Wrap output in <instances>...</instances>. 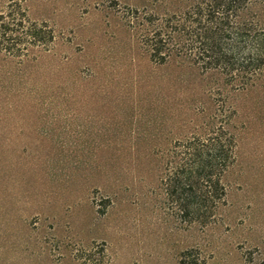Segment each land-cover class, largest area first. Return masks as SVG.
Returning a JSON list of instances; mask_svg holds the SVG:
<instances>
[{
	"label": "rangeland",
	"instance_id": "374dc122",
	"mask_svg": "<svg viewBox=\"0 0 264 264\" xmlns=\"http://www.w3.org/2000/svg\"><path fill=\"white\" fill-rule=\"evenodd\" d=\"M22 1L54 40L0 58V264H264V74L236 93L152 63L123 11L154 0ZM221 125L226 205L191 224L166 193L174 145Z\"/></svg>",
	"mask_w": 264,
	"mask_h": 264
},
{
	"label": "trees",
	"instance_id": "16d2710c",
	"mask_svg": "<svg viewBox=\"0 0 264 264\" xmlns=\"http://www.w3.org/2000/svg\"><path fill=\"white\" fill-rule=\"evenodd\" d=\"M128 27L155 65L181 64L215 73L236 93L258 87L264 74V0H154L124 7ZM54 40L31 19L22 0L0 11V58L25 64L33 50ZM174 173L166 183L170 204L191 224L206 226L226 205L222 177L236 160V143L224 126L174 145Z\"/></svg>",
	"mask_w": 264,
	"mask_h": 264
}]
</instances>
